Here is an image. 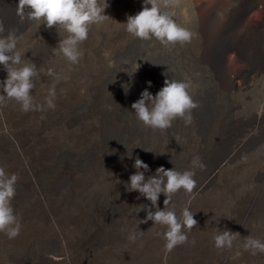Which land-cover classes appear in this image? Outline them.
<instances>
[{
	"label": "bare ground",
	"instance_id": "1",
	"mask_svg": "<svg viewBox=\"0 0 264 264\" xmlns=\"http://www.w3.org/2000/svg\"><path fill=\"white\" fill-rule=\"evenodd\" d=\"M186 2L194 11V2ZM16 5L17 0H0L2 34L14 32L20 38L18 47L26 51L22 60L45 72L40 71L34 78L35 101L43 104L51 87H55L56 98L54 109L45 106L42 111L24 112L14 100L0 105V167L17 176L12 207L21 224L14 239L0 232V264L14 254L21 256L15 264L31 263L47 251L48 244L62 246L55 256L46 257L54 261L78 260L83 254L101 249L130 254H147L157 249L178 264L186 259H194V264H262L259 259L264 252H243L240 245L245 236L257 235L253 225H263L264 168L250 169L241 178L240 184L250 180L253 188L235 198L225 214L221 213L222 202L233 198L231 190L239 185V180L228 179L223 191L210 197L219 173L264 146V108L247 116H236L231 109L225 111L229 117L223 116L210 133L199 134L195 146L186 143L171 150L161 136H149L147 128L143 136L132 130L140 121L128 107L134 102L138 87L127 96L117 93L111 76L115 70L109 68L116 49L103 55L102 42L106 38L101 41L100 34L95 46L92 28L79 45L83 53L79 62L70 64L52 50L63 33L59 34L55 27H38L36 21L27 18L22 21L16 14ZM192 16L194 27L198 28L196 41L203 54L202 62L215 70L223 91L238 90L243 78L254 80L264 72V59L252 60L260 54L264 57V0L218 1L201 20ZM231 28L248 39V49L232 48L222 42ZM115 43L117 38L112 37L109 45ZM233 49L238 65L228 68L225 60ZM65 62L70 70L67 76H61V64ZM126 65L131 68V63ZM48 69L55 73L54 79L47 75ZM5 77L6 71L0 66V81ZM79 105L84 109L77 110ZM162 152L165 154H157ZM194 157H199L203 169L192 168ZM136 158L149 165L144 172L146 180L155 175L158 167L173 168L176 162L180 165L177 171H195L194 192L184 193L180 201L172 196L170 207L178 217L189 207L197 225L187 232V241L170 252L166 251L163 238L166 228L151 220L143 223L148 211L154 213L157 208L138 191L129 190V177L138 171L134 167ZM96 184L99 192L94 190ZM164 199L161 194V209ZM130 231L138 234L134 242L128 240ZM218 231L239 233L231 248L214 246L213 237Z\"/></svg>",
	"mask_w": 264,
	"mask_h": 264
},
{
	"label": "clouds",
	"instance_id": "2",
	"mask_svg": "<svg viewBox=\"0 0 264 264\" xmlns=\"http://www.w3.org/2000/svg\"><path fill=\"white\" fill-rule=\"evenodd\" d=\"M108 7V0H17L16 14L22 21L25 18L36 21L38 27L41 25L48 29L55 27L59 34L62 31L63 35L57 47L52 49L53 54L62 55L74 65L83 55L79 45L88 38L91 26L101 25L110 17L105 11ZM177 7H180L177 0H143L142 10L135 15H129L122 24L125 25L126 32L141 40L155 39L164 45L189 42L195 33L176 22L174 17L177 15L175 11ZM181 14L187 17V9L181 8ZM3 31L0 25V66L6 71L5 79L0 81V105L8 100H14L24 112L42 111L45 106L54 109L55 87L48 89L43 104L35 101L32 95L35 88L34 78L38 77L42 70H38L34 63L22 60L26 51L18 47L20 38L12 31L5 36L2 34ZM113 67L115 65L110 61L109 68ZM139 67L136 62L135 70L131 74L128 73L129 76H133ZM47 75L55 77L52 69H48ZM123 87L127 92V85ZM151 87L152 83L148 81L140 98L131 105L140 122L146 127L160 130L170 128L178 117L184 119L186 125L191 124V109L196 108L197 104L189 94L190 83L166 78L163 86L155 94L148 91ZM128 155L130 157L131 152ZM191 164L193 169L204 167L199 157H194ZM134 167L138 171L129 177V190L138 191L157 208L154 213L148 211L143 223L151 220L154 225L166 228L163 238L166 241L165 249L170 252L177 245L185 243L188 238L187 232L197 225L194 213L189 207H185L179 217L174 208L170 207L172 196L178 191L183 190L187 194L194 192L197 187L195 171L179 172L174 167L165 169L161 166L155 170L154 176L146 180L144 172L149 170V165L136 158ZM140 169L144 171H139ZM16 181L17 176L14 173L9 175L0 167V232L5 233L9 239L17 237L21 230V224L12 207ZM161 194L165 196L162 209L158 205ZM238 234L218 231L213 237L214 246L217 249L231 248ZM137 237V233L130 231L128 240L134 242ZM243 248L251 250L253 254L257 251L264 252V241L247 237Z\"/></svg>",
	"mask_w": 264,
	"mask_h": 264
},
{
	"label": "rangeland",
	"instance_id": "3",
	"mask_svg": "<svg viewBox=\"0 0 264 264\" xmlns=\"http://www.w3.org/2000/svg\"><path fill=\"white\" fill-rule=\"evenodd\" d=\"M192 1L195 7L194 11L191 12L186 0H177L180 7L175 9L177 15L174 17L178 24L195 33L189 42H177L175 44L164 45L155 39L145 41L126 32L125 25L122 23L126 22L129 15H135L142 10L143 0H109V7L106 9V14L110 17L103 24L93 25L90 28V30H92V28L95 30V46L97 45L98 36L102 35L101 41L103 38H106V41L104 39L102 42L103 49L101 51L103 55H108L116 49L111 59L115 65V67H113L115 70L113 73L114 76L112 74L111 76L115 81L116 91L119 95H130L132 93L130 90L138 87L136 96L133 98L135 102L140 98L141 92L147 87L148 81L152 83V87L149 88L148 91L153 94L163 86V82L166 78L190 83L188 91L193 102L197 104L196 108L191 109V124L186 125L184 119L178 117L172 122V126L165 130L146 127L142 122H136V124L132 126V130L141 136L145 134V128L149 130V136H161L160 138H162L164 142H167L166 144H168L171 150H177L179 146L185 145L186 143L189 144V147L195 146L196 143L199 142V134L203 132L210 133L215 127V124L219 122L223 116H227L225 115V111L231 109L236 116H247L250 113L257 112L259 109L264 108V72L254 80L249 81L243 78L242 86L238 88V90L227 92L222 90L220 84L216 80L215 70L202 62L203 54L201 49L197 47L196 41V31H198V28L194 27L192 15L199 21L212 4L223 0ZM181 8L187 9V17L181 14ZM164 10L168 11L169 9ZM230 30L231 32L226 33L223 35L224 37H222V42L226 46L232 48L240 47L243 50L250 47L248 45V39L244 38L242 35L239 36L238 32H236L238 29L233 30L231 28ZM112 37L117 38L118 43L109 45ZM201 45H203V43H201ZM235 52V49L229 52L225 60V66L228 68L236 64L238 65ZM260 59H264L261 54L252 58L254 61ZM136 62L140 67L138 71L130 77L129 74L135 70ZM126 63H131L130 69H128ZM61 66L63 67L59 75L67 76L70 67L66 62L61 64ZM42 71L44 72V70ZM43 74H45V72ZM55 77L51 76V79ZM124 85H127V92L123 87ZM76 108L77 110H83L84 106L82 107L79 105ZM128 111L133 112L131 105L128 107ZM227 117H229V114ZM136 146V148L139 149V144ZM136 153H138V151ZM138 155H140V153H138ZM176 163L177 164L173 167L178 170L180 165H178V162ZM233 167L231 166L222 173H219L216 182L217 187L215 186V192L212 194L214 196H209L210 198H215L217 193L223 191V183L228 179L233 180V182H235L236 179L239 180V185H235L231 190L233 198L230 196L225 202H222L224 205L221 208L222 214H225V211L233 206L235 198L237 199L240 195H243L245 190H252L253 185L250 180L245 184L241 183L242 185L240 184V180L242 177L247 176L250 169L261 170L264 168V146L257 148ZM170 168L172 167H169V169ZM219 188L220 190L218 191ZM94 190H96L95 192H99L100 186L96 184ZM184 193L183 190H180L173 196L177 201H180L184 199ZM262 223L263 225L260 227L256 226L257 224L253 225V229L257 235L251 236V238L264 241V231H262L264 229V219ZM247 237L245 236L241 240L240 246L243 252L249 251L243 248L244 240ZM61 249V245L48 244L45 253L34 258L31 263L24 262L22 264H178L174 262V259L164 257L157 249H152V251L147 254L140 252L137 254H130L128 251H123L122 249L123 252H116L115 249H101L92 254H83L79 256L78 260L73 259L67 261H54L46 258L55 256L54 254ZM20 259L21 256L19 254H14L11 256V259L3 264H15V262H18ZM259 260L264 264V254H261ZM194 262V259H186L181 264H194Z\"/></svg>",
	"mask_w": 264,
	"mask_h": 264
}]
</instances>
